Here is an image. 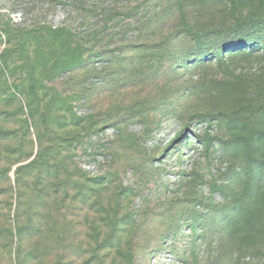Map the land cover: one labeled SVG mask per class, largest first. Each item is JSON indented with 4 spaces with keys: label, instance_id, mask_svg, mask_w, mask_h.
Listing matches in <instances>:
<instances>
[{
    "label": "rangeland",
    "instance_id": "obj_1",
    "mask_svg": "<svg viewBox=\"0 0 264 264\" xmlns=\"http://www.w3.org/2000/svg\"><path fill=\"white\" fill-rule=\"evenodd\" d=\"M260 5L129 0L92 45L108 17L0 0V264H264Z\"/></svg>",
    "mask_w": 264,
    "mask_h": 264
},
{
    "label": "trees",
    "instance_id": "obj_2",
    "mask_svg": "<svg viewBox=\"0 0 264 264\" xmlns=\"http://www.w3.org/2000/svg\"><path fill=\"white\" fill-rule=\"evenodd\" d=\"M29 1L41 2L42 0H29ZM48 1L52 2L55 7L57 6L66 7L68 5H71L76 8H79L82 10L83 13L87 15L86 17L95 16L96 18L99 19L100 16L108 17L106 20H104V23L106 24L110 22L111 25L102 26L92 34H88L85 41L89 44L93 45V43H98L101 40L103 41L105 37H109V36H111L112 40H114V43H118V42L126 43L129 41V16L130 15L133 16V12L131 11L129 12V0H100V3L98 2V0H48ZM259 9L262 13H264V6L261 7L260 5ZM248 29L250 32L244 33ZM235 31H238L236 33L238 41H234V42L239 44L240 46L241 44H243V42L247 41L244 40L246 39L245 37H252L251 35L255 37L256 35L259 34H262L264 36V21L262 22L253 21L251 23H243L239 25ZM228 32H230V30L222 32L221 35ZM190 33L192 34V30L190 31ZM97 34H98V38L96 39ZM194 34L199 35L198 33H194ZM25 35H32V37H34L35 39H37L38 37L39 39L53 40L51 41L53 43H55L56 40L63 41L68 37H72L69 33H64L62 30L61 31L49 30V28H45V27L44 28L35 27V29L32 32H28V34ZM216 35L210 36L208 38L202 36L201 38H197L196 40L198 43L197 45L198 48L211 46L214 41H217V40H212L211 37H216ZM227 40H229V38Z\"/></svg>",
    "mask_w": 264,
    "mask_h": 264
}]
</instances>
